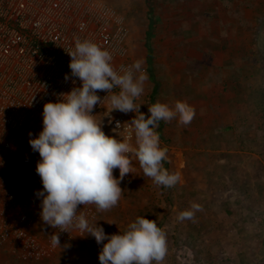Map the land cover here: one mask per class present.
I'll list each match as a JSON object with an SVG mask.
<instances>
[{"label": "rangeland", "instance_id": "1", "mask_svg": "<svg viewBox=\"0 0 264 264\" xmlns=\"http://www.w3.org/2000/svg\"><path fill=\"white\" fill-rule=\"evenodd\" d=\"M103 1L125 18L128 59L131 64L141 61L145 70V103L135 102L141 105L140 111L147 118L148 106L161 102L174 107L181 101L195 115L186 125L173 119L160 121L155 129L160 146L167 150L163 166L179 174L180 181L171 188L156 186L132 156L131 173L120 183L121 199L104 211L90 204L93 216L89 223L97 222L107 235H113L123 233L138 216L156 221L167 242L160 264H264V0H249L247 28L236 19L234 23L226 0ZM216 17L220 49L218 54L207 53L217 45L210 32V19ZM150 21L153 26L147 40ZM194 34L200 39L194 40ZM187 51H198L190 56L200 61L192 63ZM242 54L238 67L236 58ZM212 64V76L198 81L195 75L202 77V67L210 69ZM150 67L154 80L149 78ZM235 70L242 87L233 95L224 84ZM110 109L108 103L100 118L102 130L117 138L108 120L115 116L131 120L135 113L113 110L108 115ZM113 175L119 177V170L114 169ZM194 204L198 210L192 208ZM185 210L193 211V218L178 220ZM36 223L31 233L52 251L40 262L19 260V264H99L102 244L94 237L61 232V249L54 248L50 235L60 230L41 218Z\"/></svg>", "mask_w": 264, "mask_h": 264}, {"label": "clouds", "instance_id": "2", "mask_svg": "<svg viewBox=\"0 0 264 264\" xmlns=\"http://www.w3.org/2000/svg\"><path fill=\"white\" fill-rule=\"evenodd\" d=\"M71 59V77L78 78L81 86H73L67 93L55 94L56 102L43 105L42 131L29 144L40 160L36 173L43 189L35 193L40 200L41 220L53 229L50 235L52 247H59V233L70 228L95 238L98 245L99 264H160L166 254V235L156 221L137 217L123 233L107 235L102 226L89 223L79 205L94 204L98 211L116 206L122 196L121 181L131 173L132 156H135L145 176L156 186L171 188L181 179L163 166L167 150L160 146L159 133L155 130L160 121L178 119L188 124L194 118V109L185 102L177 101L174 107L156 102L148 106L150 115L140 111L135 100L144 91L147 76L141 61L132 65L113 67L111 53L89 41L75 40L74 50L67 53ZM139 73V75H137ZM70 79L68 75L65 80ZM119 88V92L113 89ZM97 90L107 95L101 99ZM108 99L111 109L122 113H135L125 123L134 133L135 144L122 138L106 135L102 120L93 115L94 106ZM111 122V121H110ZM121 125L117 121L116 128ZM3 160L0 158V167ZM119 170V177L113 170ZM2 190V182H0ZM198 210V205H192ZM193 211L178 214V220L193 218ZM84 235V236H85ZM107 241V243H103ZM65 247H68L67 245Z\"/></svg>", "mask_w": 264, "mask_h": 264}, {"label": "built area", "instance_id": "3", "mask_svg": "<svg viewBox=\"0 0 264 264\" xmlns=\"http://www.w3.org/2000/svg\"><path fill=\"white\" fill-rule=\"evenodd\" d=\"M77 38L108 50L117 70L132 65L126 20L103 0H0V249L17 260L40 262L52 251L30 231L41 218L35 193L43 186L36 173L40 157L31 149L28 134L36 138L42 131L45 103L81 86L71 77L67 54ZM66 75L70 79L65 80ZM97 95L103 99L107 93L97 90ZM143 97L142 93L135 102L143 105ZM108 103L104 99L94 106L98 121ZM130 121L115 116L108 124L118 139L132 144L134 133L124 125ZM77 211L88 220L93 216L89 205H79ZM68 232L83 234L74 228Z\"/></svg>", "mask_w": 264, "mask_h": 264}, {"label": "crops", "instance_id": "4", "mask_svg": "<svg viewBox=\"0 0 264 264\" xmlns=\"http://www.w3.org/2000/svg\"><path fill=\"white\" fill-rule=\"evenodd\" d=\"M188 21L189 22H193V24L192 25H196V23L194 22V21H191V19H188ZM210 21H211V23H210V26H211V28H210V32H211V38H213L215 41H216V44L217 45H215V46H211L210 47V52H207V53H216V54H218L219 53V28H220V25H219V22H218V17H216L215 19H210ZM204 23V22H203ZM206 23V22H205ZM203 26V24H201L200 25V27H202ZM213 28V29H212ZM229 29L231 30V27H229ZM182 34V33H181ZM194 40L195 39H200V37L198 36V34H194ZM206 48H209V47H206ZM187 49H189V48H187ZM190 50V49H189ZM193 53H198V51H192ZM191 51H187L186 52V54L188 55V57L187 58H190L193 62L192 63H194V62H196L197 60L198 61H200V59H198V58H195V56H190V55H192V54H190V53H192ZM199 53L200 54H203V49H202V51H199ZM215 55V54H214ZM244 58V54H242V55H239L236 59H237V64L236 63H230L229 62V64H232V65H234V64H236L238 67H239V63H238V61H240V59L241 58ZM210 58L212 59L213 58V55H211L210 56ZM174 62H176V61H174ZM215 62L217 63L216 65H215V68H217V71H218V60L216 59L215 60ZM231 66V65H230ZM242 67H245V63L242 65ZM212 68H213V64L212 65H210V69H209V67L207 66L206 68L205 67H202V70L204 71L202 74H203V76L202 77H200L201 75H199V73H198V75H195L196 76V78H197V80L198 81H201L202 79H203V77L204 78H206V75H209L210 77L212 76V73H213V70H212ZM208 69H209V71H208ZM237 69V68H236ZM244 70V69H243ZM216 70H215V73L217 72ZM237 71H238V69H237ZM236 70L234 71V74H232L231 75V77H229L228 79H229V81L226 83V85L224 84V87L226 86L227 87V90L230 88V90H232V94L234 95V94H237V93H239L240 92V88L242 87V84H241V82L239 81V79H240V77H239V75H236V72H237ZM243 76V75H242ZM242 79H244V76L242 77ZM214 91V89L213 90H211L210 92L212 93ZM0 261H1V263L0 264H19V262H21V261H19V260H17L16 258H14L13 257V255H11V254H9L8 252H6V251H2V250H0Z\"/></svg>", "mask_w": 264, "mask_h": 264}, {"label": "trees", "instance_id": "5", "mask_svg": "<svg viewBox=\"0 0 264 264\" xmlns=\"http://www.w3.org/2000/svg\"><path fill=\"white\" fill-rule=\"evenodd\" d=\"M146 1L149 2V0H146ZM254 1L256 3V0H254ZM226 2L229 3L228 13H233L234 23L237 20L240 23V25L244 26L243 28H247L246 27L247 19L245 18V9H246V6L250 5L249 0H226ZM151 11H152L151 7L148 6L147 16H148V19H150V20L152 19V12ZM233 16H232V19H233ZM152 26H153V23L150 21V23L148 25V30L146 32L147 40L150 39ZM149 61H150V59H148V63H150ZM149 78L151 80L155 79L153 76V71H152L151 67H150V72H149ZM157 89H158V84L155 87V91H157Z\"/></svg>", "mask_w": 264, "mask_h": 264}]
</instances>
